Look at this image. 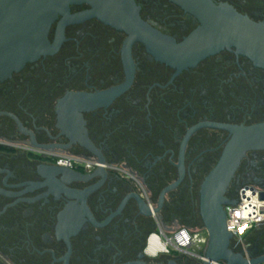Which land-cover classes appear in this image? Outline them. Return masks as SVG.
<instances>
[{"label": "flooded vegetation", "instance_id": "1", "mask_svg": "<svg viewBox=\"0 0 264 264\" xmlns=\"http://www.w3.org/2000/svg\"><path fill=\"white\" fill-rule=\"evenodd\" d=\"M141 18L175 42L200 26L173 0H135ZM264 22V0H211ZM91 8L71 6V15ZM59 50L0 80V264H158L152 234L206 230L201 189L232 126L264 122V68L235 50L195 66L163 62L95 17L65 24ZM88 94V100L72 94ZM61 157L78 160L64 165ZM264 194V149L241 160L226 197ZM249 243L264 256V225Z\"/></svg>", "mask_w": 264, "mask_h": 264}, {"label": "water", "instance_id": "2", "mask_svg": "<svg viewBox=\"0 0 264 264\" xmlns=\"http://www.w3.org/2000/svg\"><path fill=\"white\" fill-rule=\"evenodd\" d=\"M195 14L200 26L181 42H175L148 25L139 14L135 0H0V80L10 78L27 63L56 53L62 41L51 43L53 23L63 16L65 24L79 17H95L126 31L129 43L140 40L158 59L178 69L197 65L223 50H235L264 68V22L254 21L229 5L211 0H173ZM91 8L81 15H71L74 4ZM88 100V94H72ZM231 137L220 160L203 182L201 214L209 241L205 260L196 264H262L264 256L247 258L231 247L233 234L227 229L226 205L236 204L226 197L228 186L246 153L264 149V122L251 126H232ZM264 198V194L262 195ZM161 256V255H160ZM147 264V263H141ZM180 264L175 259L168 263Z\"/></svg>", "mask_w": 264, "mask_h": 264}, {"label": "built area", "instance_id": "3", "mask_svg": "<svg viewBox=\"0 0 264 264\" xmlns=\"http://www.w3.org/2000/svg\"><path fill=\"white\" fill-rule=\"evenodd\" d=\"M60 162L68 166H76L78 160L71 157H61ZM263 192L252 185H244L239 192L237 203L226 205L227 229L233 234L231 247L237 252L243 253L247 258L249 243L246 240L247 233L258 226L264 225V198ZM157 236L165 245L163 250H151V240ZM209 241L207 230H188L185 228L174 231L169 238L152 234L148 241L147 251L153 257L167 254L170 250L184 254L196 263L205 260V252ZM215 264H228L226 261H217Z\"/></svg>", "mask_w": 264, "mask_h": 264}, {"label": "bare ground", "instance_id": "4", "mask_svg": "<svg viewBox=\"0 0 264 264\" xmlns=\"http://www.w3.org/2000/svg\"><path fill=\"white\" fill-rule=\"evenodd\" d=\"M151 250L155 251L157 249H160V250H163L165 248V245L161 242V240L157 237V236H154L151 240Z\"/></svg>", "mask_w": 264, "mask_h": 264}, {"label": "rangeland", "instance_id": "5", "mask_svg": "<svg viewBox=\"0 0 264 264\" xmlns=\"http://www.w3.org/2000/svg\"><path fill=\"white\" fill-rule=\"evenodd\" d=\"M192 231H194V230H192ZM249 233H247V235ZM257 236H258V233L254 232V233L250 234L249 236H247L246 240H247L248 243H252ZM161 255H163V254H161ZM262 264H264V263H262Z\"/></svg>", "mask_w": 264, "mask_h": 264}, {"label": "trees", "instance_id": "6", "mask_svg": "<svg viewBox=\"0 0 264 264\" xmlns=\"http://www.w3.org/2000/svg\"><path fill=\"white\" fill-rule=\"evenodd\" d=\"M189 264H196V262L195 261H190V263Z\"/></svg>", "mask_w": 264, "mask_h": 264}]
</instances>
